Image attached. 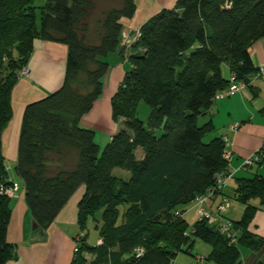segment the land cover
<instances>
[{
    "label": "trees",
    "instance_id": "trees-1",
    "mask_svg": "<svg viewBox=\"0 0 264 264\" xmlns=\"http://www.w3.org/2000/svg\"><path fill=\"white\" fill-rule=\"evenodd\" d=\"M121 1L103 12L99 42L89 44L84 34L92 0H0V185L18 183L41 231L83 188L77 203L81 234L70 264H173L194 239L209 245L206 259L213 264H236L241 246L255 250L264 244L249 230L257 210L252 201L264 204V178H235L231 197L244 209L238 220L224 215L231 222L232 243L206 219L188 224L182 212L228 169L222 137L203 138L214 128L210 109L231 76L248 85L257 69L250 47L264 37V0H176L140 27L136 52L127 59L126 47L119 45L121 19L131 18L136 6L134 0ZM35 40L66 46L65 71L57 90L24 109L15 181L2 155V133L12 118L13 87ZM126 61L131 66L110 99L111 117L123 118L124 127L101 149L95 131L80 120L101 94L109 66ZM141 103L149 108L146 120L138 116ZM68 150L76 163L51 169ZM116 168L129 171V180L114 175ZM223 198L228 197L217 204ZM11 199L0 194V264L15 253L6 240ZM90 222L99 233L95 245L87 243ZM137 248L142 255L136 256ZM85 253L94 258L86 260Z\"/></svg>",
    "mask_w": 264,
    "mask_h": 264
},
{
    "label": "crops",
    "instance_id": "crops-1",
    "mask_svg": "<svg viewBox=\"0 0 264 264\" xmlns=\"http://www.w3.org/2000/svg\"><path fill=\"white\" fill-rule=\"evenodd\" d=\"M134 2L136 6L134 15L131 18H122L123 28H139L162 9L172 8L176 0H134ZM66 53L67 48L61 43L35 40L32 54L26 65L27 74L20 76L13 87L12 118L2 133V155L7 168L8 166L13 167L16 162L17 140L26 105L44 98L61 86ZM250 56L255 68L264 66V37L250 47ZM228 77L230 78L229 75ZM93 107L81 118V126L95 128L90 127L94 125L87 121V115L95 111ZM210 118L214 126V135L211 138L227 137L226 149L230 153L229 169L235 171L223 186L222 193L210 199L207 202L208 205L204 204L205 208L209 206L215 208L221 197H228L229 201L234 200L231 196L236 185L235 178L254 175L264 178V158L259 164L246 169L239 168L246 156L264 147V77L254 78L251 75L249 84L244 88L230 95L220 96L218 94L210 109ZM233 123H238L234 130L231 128ZM112 135L111 133L110 137ZM11 179L16 181L12 176ZM82 193L83 188L80 187L62 208L54 222L41 231L34 225L24 202L23 191L20 190L17 197L11 199L12 211L6 233V240L14 245L15 253L5 264H70L74 257L75 239L81 234L77 225V203ZM252 203L257 210L249 225V230L257 237L264 239V204L259 205L257 200ZM243 209L244 206L241 203L230 201V208L227 211L228 218L238 220ZM182 217L190 225L198 220L196 201L185 207ZM198 257L201 256H195L197 264H204V260L198 261ZM84 258L92 260L94 255L85 253ZM239 260L241 264H264V244L255 250L248 246H241Z\"/></svg>",
    "mask_w": 264,
    "mask_h": 264
},
{
    "label": "rangeland",
    "instance_id": "rangeland-1",
    "mask_svg": "<svg viewBox=\"0 0 264 264\" xmlns=\"http://www.w3.org/2000/svg\"><path fill=\"white\" fill-rule=\"evenodd\" d=\"M44 1L45 0H37V3L41 4ZM121 2H122L121 0H92L93 8L91 9V13L86 19L87 28L84 34L86 43L97 44L99 42V36L102 32L101 27H100V20L103 17V12L107 10L108 8L121 6ZM128 29L129 28H123L121 31L120 42H119V45L121 48L125 47V45L121 46L122 45L121 40H123V38L126 37L127 35L126 33L128 32ZM129 37L130 36H128V40H129ZM126 47L127 48L124 49L123 51H124V56L127 59L129 56H131V54H133L136 51H134V44H132L131 46L126 45ZM141 50L143 51V49ZM130 66L131 65L128 61L119 62L117 64H111L109 66V69L107 70V72L105 73V75L102 77V80H101L102 81V92L99 95V97L96 99L95 105L93 107V110L95 111L87 115V121H89L91 125H94L90 127H95L93 128L96 132L95 140L99 144L101 149H103L104 146L108 143L111 133L114 134L117 130L124 127L122 123L123 118H119V121H114L112 119L111 111H110V99L112 95L115 93L117 87L120 85L122 78L124 76V73L130 68ZM148 109L149 108L146 104L141 103L138 108V116L141 119L146 120V117L149 111ZM100 122L101 124H99ZM202 122H203V119L201 118L198 119V124H201ZM213 135H214V130L211 131L209 134L205 135L203 138V141L205 142L209 141L211 137H213ZM141 153H142L141 149L137 148L135 150L136 158H140ZM54 158L55 156H53V159ZM76 161H77V156L74 153V151L68 150L62 156L59 166L56 167V165H52L51 169L55 170L56 168H70L76 163ZM10 163L12 164V162ZM8 171H9L10 176L18 180L13 172V167L8 166ZM113 174L116 175L117 177L122 178L124 181H128L131 176V173L129 171H125V170L118 169V168L113 170ZM230 201L235 202L232 199H230ZM192 204L193 203H191L190 205ZM190 205H187L186 207ZM199 216H200V207L198 206V219H199ZM86 229L87 230H85V232L88 233L87 243L89 245H95L99 237L98 230L95 228V225L92 224L91 222L87 224ZM209 251H210V248L208 244L202 241H199L197 239H194L193 246L190 249H188L187 246H185L183 251H180L176 254L173 264H197L195 260V256L197 255L205 258L204 264H209L210 261L206 259L207 255L209 254Z\"/></svg>",
    "mask_w": 264,
    "mask_h": 264
},
{
    "label": "built area",
    "instance_id": "built-area-1",
    "mask_svg": "<svg viewBox=\"0 0 264 264\" xmlns=\"http://www.w3.org/2000/svg\"><path fill=\"white\" fill-rule=\"evenodd\" d=\"M126 37L123 38L122 45H132L138 42V40L141 37V30L140 27L136 29H128V32L126 33ZM128 36L129 40H128ZM132 37V38H131ZM131 38V39H130ZM127 48V47H126ZM132 48V47H131ZM22 75L27 74V69L24 68L21 71ZM252 77L258 78V77H264V66H260L256 69L255 73L252 74ZM231 82L228 86V88L224 91H221L219 93L220 96L224 95H230L233 92L238 91L241 88H244L246 86V83L244 81L236 80L235 75H232L230 78ZM238 126V123H233L231 125V128L234 130ZM222 140L225 143V147L223 150V158L228 161L230 160V153L227 151V145H228V139L226 136H222ZM264 158V147H260L256 149L254 152L246 156L242 163L240 164V169H246L249 166L259 164L261 159ZM235 170L228 169L220 172L215 175V186L209 187L206 191V194L197 196L196 198V204L200 207V216L199 219H206L207 223L210 225H215L217 230L225 235L230 242L235 241V237L232 235V226L231 222L224 217V215L227 213V211L230 208V201L228 198H223L217 206L213 209L210 206L208 208H205L203 205L207 204V202L211 199V197L215 194V192H218V190H221L223 186L225 185L226 181L232 177L233 172ZM18 183L14 181H10L7 185H0V194L6 195L9 198H15L18 195ZM208 205V204H207ZM198 219V220H199ZM77 249V246H74V251ZM143 253L142 248L136 249V256H140ZM198 261H203L202 257H198Z\"/></svg>",
    "mask_w": 264,
    "mask_h": 264
},
{
    "label": "water",
    "instance_id": "water-1",
    "mask_svg": "<svg viewBox=\"0 0 264 264\" xmlns=\"http://www.w3.org/2000/svg\"><path fill=\"white\" fill-rule=\"evenodd\" d=\"M236 264H241L240 260Z\"/></svg>",
    "mask_w": 264,
    "mask_h": 264
}]
</instances>
